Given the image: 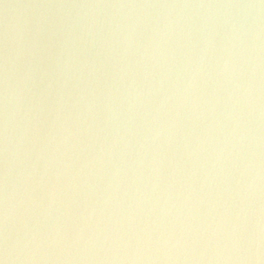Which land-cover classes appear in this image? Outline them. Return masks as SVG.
<instances>
[{
  "label": "water",
  "instance_id": "95a60500",
  "mask_svg": "<svg viewBox=\"0 0 264 264\" xmlns=\"http://www.w3.org/2000/svg\"><path fill=\"white\" fill-rule=\"evenodd\" d=\"M0 260L264 264V0H0Z\"/></svg>",
  "mask_w": 264,
  "mask_h": 264
},
{
  "label": "clouds",
  "instance_id": "9594fccd",
  "mask_svg": "<svg viewBox=\"0 0 264 264\" xmlns=\"http://www.w3.org/2000/svg\"><path fill=\"white\" fill-rule=\"evenodd\" d=\"M0 264H5V262H4V261H2V260H0Z\"/></svg>",
  "mask_w": 264,
  "mask_h": 264
}]
</instances>
